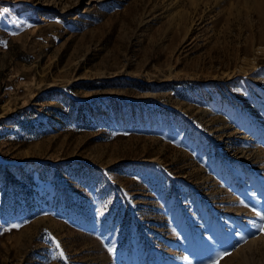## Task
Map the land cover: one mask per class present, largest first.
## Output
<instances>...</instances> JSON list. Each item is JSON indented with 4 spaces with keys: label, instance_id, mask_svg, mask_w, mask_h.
Returning a JSON list of instances; mask_svg holds the SVG:
<instances>
[{
    "label": "rangeland",
    "instance_id": "obj_1",
    "mask_svg": "<svg viewBox=\"0 0 264 264\" xmlns=\"http://www.w3.org/2000/svg\"><path fill=\"white\" fill-rule=\"evenodd\" d=\"M257 213L264 0H0V264H264Z\"/></svg>",
    "mask_w": 264,
    "mask_h": 264
},
{
    "label": "snow or ice",
    "instance_id": "obj_2",
    "mask_svg": "<svg viewBox=\"0 0 264 264\" xmlns=\"http://www.w3.org/2000/svg\"><path fill=\"white\" fill-rule=\"evenodd\" d=\"M257 215L261 216V219H264V214L257 213ZM260 230H261L262 232H264V225H261V226H260ZM57 247H59V245H57ZM226 255H228V253H221V256H222V257H223V256H226ZM212 264H219V262H218V261H214V262H212Z\"/></svg>",
    "mask_w": 264,
    "mask_h": 264
},
{
    "label": "bare ground",
    "instance_id": "obj_3",
    "mask_svg": "<svg viewBox=\"0 0 264 264\" xmlns=\"http://www.w3.org/2000/svg\"><path fill=\"white\" fill-rule=\"evenodd\" d=\"M257 3H258V1H257ZM260 9H262V4H261V3L257 5V7H256L255 10L258 11V12L260 13V12H261Z\"/></svg>",
    "mask_w": 264,
    "mask_h": 264
}]
</instances>
